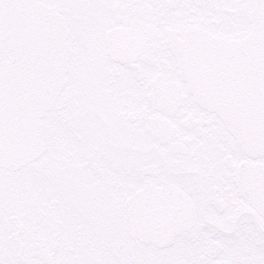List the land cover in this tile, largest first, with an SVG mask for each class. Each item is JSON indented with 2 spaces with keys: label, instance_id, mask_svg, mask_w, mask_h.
<instances>
[{
  "label": "snow or ice",
  "instance_id": "obj_1",
  "mask_svg": "<svg viewBox=\"0 0 264 264\" xmlns=\"http://www.w3.org/2000/svg\"><path fill=\"white\" fill-rule=\"evenodd\" d=\"M0 264H264V0H0Z\"/></svg>",
  "mask_w": 264,
  "mask_h": 264
}]
</instances>
